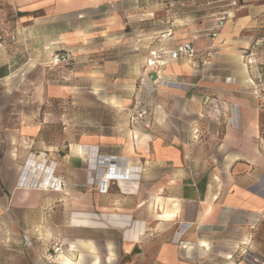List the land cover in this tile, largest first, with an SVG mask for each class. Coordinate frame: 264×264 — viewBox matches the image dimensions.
I'll return each instance as SVG.
<instances>
[{
  "label": "crops",
  "instance_id": "crops-1",
  "mask_svg": "<svg viewBox=\"0 0 264 264\" xmlns=\"http://www.w3.org/2000/svg\"><path fill=\"white\" fill-rule=\"evenodd\" d=\"M117 1L13 0L8 25L0 18V224L6 211L24 221L26 212L30 225L54 208L52 223L65 248L55 264H260L264 98L254 95L244 50L262 39L256 60L264 78V0L207 10L220 14L192 37L182 33L189 28L179 34L169 28L151 115L131 120L132 81L147 65V52L137 74L129 67L127 96L107 93L113 112L128 105L121 121L93 119L90 131L81 126L69 139L67 126L52 118V103L73 88L83 94V86L63 80L67 73L50 61L71 52L99 66V53L112 43L102 38L119 23L115 8L99 6ZM89 14L97 17L85 24ZM186 41L195 55L173 58L171 51ZM108 63L78 73L92 95L104 82L115 89ZM232 105L239 127L228 122ZM50 168L65 180L62 190L25 185L31 173Z\"/></svg>",
  "mask_w": 264,
  "mask_h": 264
},
{
  "label": "rangeland",
  "instance_id": "rangeland-1",
  "mask_svg": "<svg viewBox=\"0 0 264 264\" xmlns=\"http://www.w3.org/2000/svg\"><path fill=\"white\" fill-rule=\"evenodd\" d=\"M236 5L237 0L235 3H232L231 0H118L115 7L109 3L102 4L99 6V10L106 11L114 8L116 10L119 22L116 24V32L111 36L105 34L102 38L105 41L109 38L112 43L109 48L102 49L99 53V66L93 65L92 59L88 56L77 57L71 52H67L68 59L66 61L55 64L51 59L50 65L55 68L57 66V69L67 73V79L63 80H67L68 83H76L78 87L82 85L84 92L79 94L73 88L66 98L53 101L52 118L61 119L62 125L67 126L69 139L75 136L77 131H80L81 126L84 131H90L93 119L104 121L114 115L118 121H121V117L124 116L122 110L128 108V105H122L113 112L108 105L107 98L110 95L107 93H112L114 90L117 92V97L127 96L124 92L129 90V67L134 66L133 70H135V67L142 66L145 63L147 52L150 60L152 58L150 51L162 48V42L172 36L173 32L169 28L176 31L177 34L181 33L178 29L189 28L182 33H191L190 37H192L206 30L207 19L214 20L220 14L216 12L209 16L206 15L207 10H226L228 7ZM2 10L4 12H1ZM7 10H16L13 0H0V18L4 25H8L10 19V12ZM127 10H129V14H127ZM85 17V19L96 18L97 15L89 14ZM101 17L107 18L108 16L105 14ZM86 23H89V19L85 21ZM192 24L194 29L191 30L189 26ZM8 29L9 27L4 26L5 33L10 34ZM144 50L146 52H143ZM147 62V65L142 67L138 73V78L132 81L133 85L135 84L133 105L136 96L140 99L146 97L138 92V85L140 75L151 68ZM107 63L111 65L110 68L116 74L115 89L107 88L106 82L103 81L104 88L100 87V93L92 95L88 80H80L78 73L83 72L84 74L87 71L89 73L91 68H100L102 71ZM52 209L54 208H47L48 212L36 217L37 221L30 225L27 223L28 214L26 212H23V219L26 221L21 220V217H12L10 211L5 212L4 223L0 224V264H55L56 258L65 251V248L59 237L58 224L52 223L54 219Z\"/></svg>",
  "mask_w": 264,
  "mask_h": 264
},
{
  "label": "built area",
  "instance_id": "built-area-1",
  "mask_svg": "<svg viewBox=\"0 0 264 264\" xmlns=\"http://www.w3.org/2000/svg\"><path fill=\"white\" fill-rule=\"evenodd\" d=\"M232 3H235V0H231ZM226 19V14H223L220 18H218L215 28L212 31V35L216 34V31L219 27H221ZM2 40V34L0 30V41ZM262 45V39H256L252 46L248 49L244 50L245 63L251 70V78L250 82L254 88V95L258 98H264V78L262 76L261 71L258 68V63L256 60L257 53L260 51V47ZM164 47L158 48L157 50L152 49L150 51V55L152 58L148 60V64L150 65V69L147 72H144L139 77V85L138 92L146 95L144 99L135 97V103L133 105V114L131 116V120H140L144 119L151 115L152 109L157 105L154 101V94L158 89V86L163 83V79L159 76V67L164 65L165 59L162 56L164 53ZM195 55V48L193 47L191 42H182L177 46V48L171 51V56L173 58L178 57H193ZM68 59V53L63 52L60 54L53 55L52 61L57 64L58 62H63ZM147 101H146V100ZM231 113L228 117V122L230 125L239 127V112L236 105L231 106ZM51 163L49 162L46 166H44V172L48 168ZM112 164V163H109ZM111 166V165H110ZM53 168H50L47 173H31L30 177L27 178L24 183L26 186L31 188H42L40 185L44 182L45 178L50 182V187L48 186V190L60 191L65 186V180L63 178H57L53 176ZM91 178H93L92 173H90ZM138 173H130V177H136ZM258 262V261H256ZM260 264H264V260L260 261Z\"/></svg>",
  "mask_w": 264,
  "mask_h": 264
},
{
  "label": "bare ground",
  "instance_id": "bare-ground-1",
  "mask_svg": "<svg viewBox=\"0 0 264 264\" xmlns=\"http://www.w3.org/2000/svg\"><path fill=\"white\" fill-rule=\"evenodd\" d=\"M107 167V166H106ZM110 175H111V173L110 172H107L106 174H105V178H109L110 177ZM111 178V177H110ZM108 180V179H107ZM50 182L51 181H48L46 178H45V180H44V182H42L41 183V189H44V190H48V186L50 187ZM53 190V189H52ZM55 191V190H54Z\"/></svg>",
  "mask_w": 264,
  "mask_h": 264
}]
</instances>
